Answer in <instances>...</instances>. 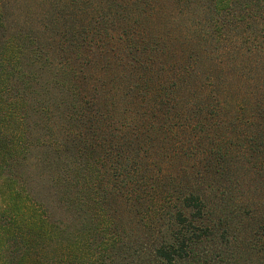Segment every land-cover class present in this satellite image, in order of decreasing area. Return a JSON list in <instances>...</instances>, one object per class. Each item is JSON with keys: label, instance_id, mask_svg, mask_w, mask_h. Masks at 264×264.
<instances>
[{"label": "trees", "instance_id": "obj_1", "mask_svg": "<svg viewBox=\"0 0 264 264\" xmlns=\"http://www.w3.org/2000/svg\"><path fill=\"white\" fill-rule=\"evenodd\" d=\"M31 1L0 0V264H264V0Z\"/></svg>", "mask_w": 264, "mask_h": 264}, {"label": "rangeland", "instance_id": "obj_2", "mask_svg": "<svg viewBox=\"0 0 264 264\" xmlns=\"http://www.w3.org/2000/svg\"><path fill=\"white\" fill-rule=\"evenodd\" d=\"M31 3H32L31 0H18V2H16V3L14 2L13 5H12V7L14 9L13 12H15L14 15H17L21 19H23V17H24L23 15L25 13V10L27 8H29V6L31 5ZM13 18H17V17L16 16L15 17L13 16ZM220 75L223 76L224 78H226L229 81L230 85L233 88H236V86L239 83L236 77H233L231 74H227V72H224V73H222ZM247 76L248 77L250 76V80H254V78L256 77L254 75H247ZM256 78H258V77H256Z\"/></svg>", "mask_w": 264, "mask_h": 264}]
</instances>
